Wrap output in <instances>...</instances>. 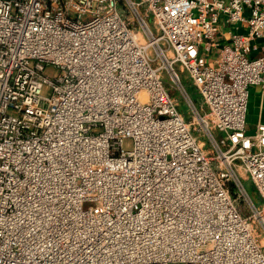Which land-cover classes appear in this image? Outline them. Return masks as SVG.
Segmentation results:
<instances>
[{
    "label": "built area",
    "instance_id": "obj_1",
    "mask_svg": "<svg viewBox=\"0 0 264 264\" xmlns=\"http://www.w3.org/2000/svg\"><path fill=\"white\" fill-rule=\"evenodd\" d=\"M0 264H264V0H0Z\"/></svg>",
    "mask_w": 264,
    "mask_h": 264
},
{
    "label": "rangeland",
    "instance_id": "obj_2",
    "mask_svg": "<svg viewBox=\"0 0 264 264\" xmlns=\"http://www.w3.org/2000/svg\"><path fill=\"white\" fill-rule=\"evenodd\" d=\"M151 23H152V20H151ZM45 73L50 75V76H54L55 74L58 73V68L54 64L48 63L45 66ZM182 78L186 82L187 88H188L189 92L192 94L194 100L196 101L197 104H199L200 95H199L198 91L194 88L192 83L190 82L188 72L182 73ZM164 81H165L167 88H169L170 90L173 89L172 88V82L170 81L166 72L164 73ZM174 95H176V97L181 102V106H180L181 111L186 114L188 111V108L186 106V103L183 101L182 96L180 94H177L176 92H174ZM260 100H261V88L259 86L251 87L250 101H249V120L252 123L257 118ZM253 131H254V126H252V129H251V132H253ZM244 183H245L246 188L248 189V191L252 195L253 199L255 200V202L259 206H261L262 200H261V197H260L258 190L256 189L254 183L250 179H244Z\"/></svg>",
    "mask_w": 264,
    "mask_h": 264
},
{
    "label": "trees",
    "instance_id": "obj_3",
    "mask_svg": "<svg viewBox=\"0 0 264 264\" xmlns=\"http://www.w3.org/2000/svg\"><path fill=\"white\" fill-rule=\"evenodd\" d=\"M240 207H241V209H242V213H243V214H246V213H247V210H246V208L244 207V203L241 202Z\"/></svg>",
    "mask_w": 264,
    "mask_h": 264
}]
</instances>
